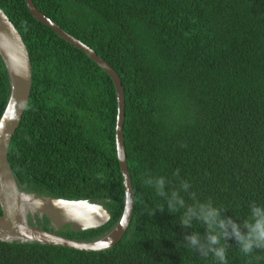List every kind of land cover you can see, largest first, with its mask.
Returning a JSON list of instances; mask_svg holds the SVG:
<instances>
[{
	"label": "trees",
	"instance_id": "1",
	"mask_svg": "<svg viewBox=\"0 0 264 264\" xmlns=\"http://www.w3.org/2000/svg\"><path fill=\"white\" fill-rule=\"evenodd\" d=\"M34 2L121 77L135 206L125 236L111 248L0 241V264H219L184 240L187 233L206 235L202 223L183 227L181 213L171 214L146 181L163 178L165 191L179 189L186 205L210 201L241 224L252 204L264 205V0ZM0 7L21 32L33 70L30 100L8 153L19 188L101 203L111 212L106 224L56 231L97 240L124 210L113 80L38 21L25 0H0ZM10 86L0 55V118ZM185 181L187 192L180 188ZM33 220L54 230L47 216ZM222 244L226 264H264V249L244 254L234 239Z\"/></svg>",
	"mask_w": 264,
	"mask_h": 264
},
{
	"label": "water",
	"instance_id": "2",
	"mask_svg": "<svg viewBox=\"0 0 264 264\" xmlns=\"http://www.w3.org/2000/svg\"><path fill=\"white\" fill-rule=\"evenodd\" d=\"M32 15L52 28L61 38L84 51L112 78L118 102L116 120V149L124 179V210L116 226L94 241H80L58 234L56 231L71 225L75 231L98 228L111 218V212L101 203L87 199H65L39 193H28L19 188L9 163L8 153L13 136L28 106L33 70L31 57L21 32L0 7V55L10 79V97L0 118V241L39 242L70 247L78 250L100 251L113 247L126 234L131 223L135 195L127 162L124 138L126 117L125 89L117 70L91 46L73 36L43 13L34 0H25ZM30 216L50 219L53 231L45 230L30 221Z\"/></svg>",
	"mask_w": 264,
	"mask_h": 264
},
{
	"label": "clouds",
	"instance_id": "3",
	"mask_svg": "<svg viewBox=\"0 0 264 264\" xmlns=\"http://www.w3.org/2000/svg\"><path fill=\"white\" fill-rule=\"evenodd\" d=\"M146 183L153 186L157 194L166 199L167 209L171 214L181 213L180 224L183 227L191 228L194 221L202 223L206 235L202 237L199 233L193 232L184 236L187 246L199 251L201 255L212 254L219 264H226V247L222 241L230 239L235 240L244 254H251L255 249H264V205L252 204L249 218L241 224L230 216H224L210 201L186 205L179 189L170 194L165 191L166 181L163 178L150 179ZM189 187L186 181L180 184V188L185 192ZM191 195L195 196L194 193ZM158 209L163 211L165 208Z\"/></svg>",
	"mask_w": 264,
	"mask_h": 264
}]
</instances>
